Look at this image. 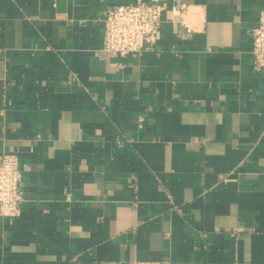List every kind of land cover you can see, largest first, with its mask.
Wrapping results in <instances>:
<instances>
[{
    "label": "crops",
    "instance_id": "obj_1",
    "mask_svg": "<svg viewBox=\"0 0 264 264\" xmlns=\"http://www.w3.org/2000/svg\"><path fill=\"white\" fill-rule=\"evenodd\" d=\"M137 1L0 0L24 194L0 264H264V0H158L156 48L109 56L105 11Z\"/></svg>",
    "mask_w": 264,
    "mask_h": 264
},
{
    "label": "built area",
    "instance_id": "obj_2",
    "mask_svg": "<svg viewBox=\"0 0 264 264\" xmlns=\"http://www.w3.org/2000/svg\"><path fill=\"white\" fill-rule=\"evenodd\" d=\"M179 13L181 11L176 8L168 11L158 0H138L133 4L109 7L104 13L102 50L112 57L138 56L146 50H154L162 37L164 16ZM251 37L253 67L264 71V11ZM22 184L19 156L0 153V218L21 215L24 203Z\"/></svg>",
    "mask_w": 264,
    "mask_h": 264
}]
</instances>
